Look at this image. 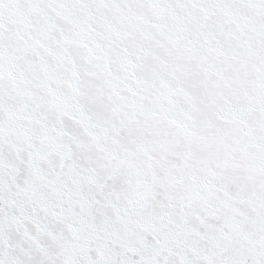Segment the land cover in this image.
Listing matches in <instances>:
<instances>
[{
  "label": "snow or ice",
  "instance_id": "6c2138e0",
  "mask_svg": "<svg viewBox=\"0 0 264 264\" xmlns=\"http://www.w3.org/2000/svg\"><path fill=\"white\" fill-rule=\"evenodd\" d=\"M0 264H264V0H0Z\"/></svg>",
  "mask_w": 264,
  "mask_h": 264
}]
</instances>
